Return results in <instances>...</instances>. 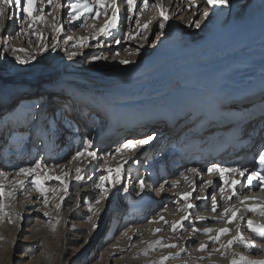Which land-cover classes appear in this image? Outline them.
<instances>
[{
	"label": "bare ground",
	"instance_id": "1",
	"mask_svg": "<svg viewBox=\"0 0 264 264\" xmlns=\"http://www.w3.org/2000/svg\"><path fill=\"white\" fill-rule=\"evenodd\" d=\"M156 2L157 0H150V3ZM162 2L170 10L168 14L171 16V19L165 27V35L158 41L155 37L153 38L152 34L158 27L160 20L154 9H150L140 15L141 25L151 21L147 33V41L144 38V33L137 28L135 16L129 20L130 26L128 25V28L130 29H127L129 33L131 32L135 36V39L123 38V34H120V29L127 25V12L126 5L120 3V0H118L120 16L122 18L119 21V27L113 31L112 36L100 38L99 42L101 44L107 42L105 46L107 50L103 53L100 50L103 45L97 47L98 41L91 39L93 33L90 28H79L68 23L67 8L61 9V22L60 20H55L56 24L63 23L65 29L57 37L60 41V46L55 50L52 49L51 41L48 43V51L40 53V44L42 42L36 36V41L33 42L31 40V44L33 45L30 47L24 46L21 42L22 39L17 44L18 47L25 50L21 52L22 59L35 57L34 60H30L29 63L23 65L40 63L43 66L40 67L42 77L38 81L41 84L38 85L42 86L46 82L56 81L61 86H54V89L59 90L64 87L61 90L64 94L67 93L66 89L69 88L75 93H82L87 98V102L92 103L96 99L106 97L104 99L117 104H125V107H128L131 113L134 111L141 112L142 114L129 116L127 122L132 124V133L128 131L120 138L121 141H124L125 135L128 134L132 136L129 139H141L147 135L156 134V138L152 143L137 149L139 155L136 157L134 156L135 152H125L123 156L116 155L115 148L121 144L113 146L105 152H99L98 150L100 155L113 152V157L108 161L109 167L115 168L123 163L125 159L128 160V163L124 164L125 177H123V183L126 178L128 191L124 192L123 195L119 194V192L123 191L121 190L123 183L121 186L117 185L113 188L115 193H117L115 196H112L111 202L113 205H116L120 210L125 201L124 198L127 199L128 197L130 201H138L139 204L145 201L147 206L143 215L123 226L126 228H124L125 230L121 229L122 233L119 231L121 234L117 235L116 242L107 246L101 252V256L92 264H117L121 260H126L125 256L118 259H113V257L126 251H131V248H135V250L141 249L142 245H139L140 240L144 241L149 239L148 237L151 238V232L157 228L161 229L158 234H160L159 236L163 243L177 245L176 248H167L164 254L173 253V255H176L179 253L180 256L178 259L166 261L165 264H192V262L196 264H232L234 254L238 258L242 252L251 253L253 251L255 257H251L252 259H264V249H259L258 247L245 249L241 245H234L226 253L223 250L219 252L212 251L213 248H220L221 245H226L227 241L235 236L237 226H239L245 240L251 239L256 242L257 246L264 244V239L252 233L246 223V221L251 220L254 225H264V217L258 214L254 215L242 211V215V212H238L235 222L227 225L230 229V235L221 236L219 243L215 245L209 242V237L203 235L202 231L195 233L192 231L193 226L198 229H202L204 226L213 229L224 227L225 225L216 223V220L221 218L218 214L223 212L225 207H239L240 205L235 198L225 203L221 199L220 192H217L213 188L207 189L204 186V181L194 180L191 173L185 172L188 168L187 165L191 162L198 165L205 163V161L197 160V156L201 155L203 149H209L210 154L213 152L218 153V147L221 143L223 146H229L225 154H228L232 149L234 151L238 150V155H246L250 149H254L253 151L255 152L258 144L261 142L260 136L257 137L255 132L257 129L264 130V117L261 116L260 109L257 108L264 101V92L257 93V96L250 97V95H247L243 98H235L233 102H230L229 99H220V103L215 104L212 100L208 106L206 102L208 100L207 92L209 89L212 88V92H216L221 87L229 86L226 90L227 92L233 87L236 76L248 72L254 63L264 57V0H231L229 7L218 8L214 10V14L210 13L209 18L201 24L200 28H196L193 21L200 18L204 8L203 0H196L198 7H193L191 10H189L190 6L187 0H162ZM49 10L46 8L45 12ZM54 10L51 9L52 16H44V24L33 26L36 32L41 33L45 37L43 43H47V39L49 40L54 35L51 27L52 21H54L52 17H56ZM14 11L15 9L12 8L9 9L8 13L12 14ZM109 15H111L110 11ZM5 21L6 19L3 18L2 24ZM102 21L103 14L100 20L97 21V27L102 26ZM92 23L91 20L88 21L89 25ZM12 26L10 29L6 28V39L1 40L4 46L5 43L3 41L8 40V36L17 27H22L21 30L25 29L21 31L22 37L29 36V34L26 35V25H24L23 21L14 18ZM192 26L195 27L194 30H190ZM153 28L155 29L153 30ZM65 36H73L74 38L87 37L89 46L74 48L72 47L74 41L64 44L63 38ZM187 36H190L189 40ZM115 40H119L120 43H115ZM201 40H204V43L199 45ZM189 41L191 42L189 43ZM196 44L199 47H194ZM190 45L191 47L189 48ZM137 50L139 52L138 55L136 54ZM7 51L5 55H11ZM71 52H76L77 55L70 57L69 54ZM83 53L84 55H82ZM116 53H119V55H116ZM93 56L108 57L105 70L109 73L97 75V73L104 71L100 65H85L91 61ZM150 57L158 58V61L154 62ZM122 59L130 60L132 63L122 65L119 63ZM54 60H66L69 68L77 66L83 72H77L72 78L68 79L69 81L66 80L59 83L57 80L61 76V72L55 69L53 65ZM4 62V60L0 61V72L2 75L6 74L4 68L6 64ZM140 66H142V69L137 71V69L141 68ZM89 70L91 71L90 74L85 73ZM128 72H132V74L126 75ZM207 86H209L208 89ZM184 88L193 92L189 100L183 98L182 91ZM46 90L49 91L50 89L46 88ZM83 108L84 106L80 110H89L88 106H85V109ZM59 110L58 117L66 115L65 117L68 119L67 113H72L70 110L65 112L64 108ZM42 121H45V117L38 115L35 123L36 125H42ZM54 121L56 122L57 120ZM154 126L156 128L154 132L147 135L141 134L143 133L141 130H149ZM134 129L141 132H135ZM120 131L118 129L119 133ZM59 132L60 135L63 133L61 130ZM108 132H110V135L112 133L113 136L115 135L114 129H110ZM68 137L69 132H66L64 143L61 144L62 147L67 142ZM49 140H45V146L40 150L42 156L39 159H44L49 164H52L54 162V153L57 154L62 151V147L60 149H50L51 143ZM58 140L59 142L61 141V139ZM0 142L1 148L4 144L3 136ZM243 142L245 144H242ZM154 143H159L160 152H158V155L152 153L153 149L151 148ZM28 144H30L29 149H32V138ZM29 149H24L22 154H18L15 146L8 148V155H3V158L0 160V170L15 172L19 167L28 166L33 163L34 160L30 161L25 156V152L29 151ZM12 150L16 152V154L14 153L15 158H11V155L9 156V151ZM187 150L191 151L190 155L185 153ZM32 154L33 158L36 159L38 153L34 151ZM56 157L58 159V155ZM163 157H165V161H162ZM182 157H188V160L181 165V172H176L175 176H169L160 182L161 184L167 181L165 191L159 192L158 185L156 187L149 186L148 181L150 183L156 181L157 173H159L156 169L158 166L161 169H165L169 163L181 162ZM137 160L139 162L136 164ZM82 161L86 165L90 164L89 160L82 159L79 162L63 164V167L75 174L76 165L81 164ZM213 163L216 162L207 163L204 172ZM181 173L187 175V180L184 179V176L180 175ZM55 174L62 175L63 169H56ZM12 179L13 177L9 176L4 181L5 185L10 186L9 181ZM139 179L145 181L143 192L140 191L138 186L137 189L135 188V184H137L136 182ZM174 182L177 183L175 188L172 187ZM50 183L55 185L57 182L52 181ZM149 188L151 191H149ZM117 189H119V192H117ZM186 193H191V196L187 198V203L194 206L188 212L182 211L186 206V202L179 199ZM199 193H201V196H199ZM244 193L245 190L239 188L238 194L243 195ZM93 194L95 193L88 189L86 197L90 198V195ZM208 194L216 195L218 201L217 213L211 211V199L209 203L204 199V196ZM196 196H199L200 199H195ZM38 197L39 194L34 191L30 192L27 196L17 191L15 199L6 201L10 205L5 208V211L9 215L5 216L3 221L0 222L6 221L4 223L10 227L9 224L13 225L14 223H18L15 221H21L23 217L27 218L24 216L25 210L35 207L34 205L38 204ZM173 200H179V202L172 206ZM92 202L95 203V201ZM83 203L86 204L89 201H86L85 198ZM94 203H92L94 209L98 205L103 204L102 201L97 205ZM160 205L163 206L154 212L155 207ZM248 206L251 207L252 205L249 204ZM109 208L110 211H113L112 206ZM131 208V206L126 207L124 215L127 216L131 212ZM85 211H88V208ZM149 214L152 215L148 216ZM186 215L188 219L180 223L181 218ZM198 216L203 217V219H197ZM149 217L150 221L154 222L145 225L146 221L143 220ZM161 217H163V220H161ZM241 217L243 218L242 220ZM9 220L12 222L9 223ZM164 221L168 223L165 224ZM174 222H177V230L169 233V230H172L171 224ZM4 223H2L3 226H5ZM2 224L1 227H3ZM215 234L214 232L213 235ZM122 237H125L127 240L122 241ZM129 237H131L130 240ZM130 241L133 242L131 243ZM201 242H204L207 246V250L204 252L198 250ZM7 243L12 247L13 236L9 237ZM258 252L259 254H257ZM24 257L25 255L18 262L22 261ZM201 257H204V259H201ZM33 259L36 261V258Z\"/></svg>",
	"mask_w": 264,
	"mask_h": 264
},
{
	"label": "rangeland",
	"instance_id": "2",
	"mask_svg": "<svg viewBox=\"0 0 264 264\" xmlns=\"http://www.w3.org/2000/svg\"><path fill=\"white\" fill-rule=\"evenodd\" d=\"M15 11L10 14L8 13L9 9H5L3 18H5L6 21L4 22V24L0 23V61L4 60V63L6 64V67H4L6 70V74L2 75V73L0 72V139L2 138V136L4 138V144L2 143L3 146L0 148V160L3 158V155H8V148L14 146L17 149V153L22 154L24 149H29L30 144L28 143L32 138V149L26 151L25 156H27L28 160L35 161L42 156V152L40 150L45 146L46 139L47 141L48 139H50V149H60L62 147L61 144L64 143V136H66V132H69V137L67 138V142L62 147V151L57 154L54 153L53 163L61 165L62 167L60 168L64 170L63 164L68 163V160L78 150L81 149L84 141L86 140L92 141L94 149L99 150V152H105L113 146L122 144L127 139L132 138V136L128 134L125 135L124 141H121L120 139L128 131L131 132L132 124L127 122L129 116L142 114L141 112L134 111L131 113L129 112L128 107H125V104H117L113 101L104 99L106 97L96 99L92 101V103L87 102V98L83 97V94L78 92L76 93L79 95L84 104H80V106L77 104L75 108V104L71 102L69 95L67 93L64 94V92L61 91L64 87L59 90L54 89V86H61L56 83V81H50V83L46 82L45 85H42L45 88L38 85L41 84L38 81H40V78L42 77L40 67L43 66L40 63L20 65L15 57L16 55L22 57V53L12 52V48L22 49L17 45L18 41H20L21 39V42L24 46H32L33 44H31V40H33V42L36 41L35 35L22 37V27H17L14 29V31H12V34L8 36V40H6L7 43L5 44V46L2 45L1 40L6 39V28L10 29L13 27L12 23H14V18L12 17ZM54 12L56 14V17H59L58 20H60L61 22V9H55ZM20 15L22 16V14ZM16 18L22 21V19H20L19 17H15V19ZM52 22L55 23V21ZM126 24L127 25L125 27H122L120 29V34H123V38L128 37L129 31H127V29H130L128 28L129 19L127 20V16ZM194 28L195 27L192 26L190 30H194ZM154 29L155 28H153V30ZM158 30L159 29L157 27L155 31L152 32L153 38L155 37V33ZM17 33L19 34L17 35ZM187 38L189 40L190 36H187ZM51 41L52 38H50L49 40L47 39L46 42L48 44ZM190 42L191 41H189V43ZM203 43L204 40H201L199 42V45ZM102 45L103 47L100 48L101 53L107 50V48L105 47L107 45V42ZM5 47H7L8 49L7 53L9 52L12 57L11 55H5ZM190 47L191 45L189 46V48ZM194 47L199 46L196 44ZM60 52L57 55L58 58ZM40 53L43 52L40 51ZM82 55H84V53ZM150 58L154 62L158 61V58ZM107 60L108 59L93 60L91 58V61L87 62L85 65H100L104 69V71L97 73V75L107 74L109 73L105 70ZM258 64L259 62L256 64V66ZM53 65L57 71L61 72V76L57 80V82L59 83H61V81H66L69 78H72L77 72H83L81 71V68L77 66L69 68L66 64V60H54ZM140 67L141 68L137 69V71L142 69V66ZM85 73L90 74L91 71L89 70ZM255 73L258 75L262 74L261 72ZM130 74H132V72L126 73V75ZM247 75L248 74H239L234 78L233 84L237 85L239 80L245 81ZM46 88H49L50 90L47 91ZM67 89L70 90L69 88ZM232 89L233 87L231 88V90ZM73 93L75 92L73 91ZM67 100L70 103L72 113H67L68 119L65 117L66 115L58 117L57 114L60 112L59 109L67 107ZM35 105H39V107H34ZM61 105L64 107H62ZM83 106V109H85V106H88L89 110H80V108H82ZM28 109H31L33 116L35 117L30 125L21 123V117L24 111ZM81 112H83V114H81ZM43 113H45L43 115V117H45V121H42V125H36L35 121H37L38 115L42 116ZM54 120L57 121L55 122ZM16 129L17 131H15ZM110 129H114V136L113 133L110 135V132H108V130ZM118 129L121 130L120 133L118 132ZM4 130L6 131L4 134H2ZM60 130L63 131L61 135L59 134ZM155 130L156 128L154 126L149 130H141L143 131V133L141 134L147 135L151 132H154ZM134 131L141 132L137 129H134ZM14 137H22V139L14 142ZM58 139H61V141L59 142ZM156 144L157 143H154L151 148L153 149L152 153H155L154 155H158V152H160V147L158 145L159 143L157 145ZM26 145H28L27 148ZM34 151L38 153L36 159L33 158L32 153ZM9 152V156L11 155V158H15L16 152H14V150ZM56 155H58V159ZM162 161H165V157L162 158ZM175 163H169V165H167L165 169H160L161 174L157 173L156 181H154V183L150 184L149 186L156 187V185H158L157 187H159L160 182L165 178L169 176H175L177 174L176 172L179 171ZM179 163L177 165H179ZM207 163H205V165H207ZM89 165L84 164V161H82L81 164L76 165V168L81 167L85 170V179L82 180L78 186V194L77 184L75 178H73L75 174L74 172H70L72 174V180L70 182L69 191L67 193L68 195L60 193V195H64L63 201L60 200L59 196H57L55 199L50 198L48 201V207L47 209H45L43 198L39 196L38 204L34 205L35 207L27 208L25 210L24 216H26L27 218L23 217L21 221H15L18 223H14L13 225L9 224L10 227H8V224H5L6 221H4L5 223L0 222V264H92L93 262H95V260H97V258L101 256V252L105 250L107 246L116 242L117 235L122 233L121 229L126 228L123 226H125L127 223L129 224L130 221H134L136 218L143 215L144 210L147 206V203L145 201H142L139 204L138 201L132 202L127 197V199L124 198L125 201L123 202V206L120 210L116 205L114 206L111 200L112 196H115L117 193H115L113 188L107 193V198L101 200L103 204H101L102 206L98 205V207L95 208V212L90 213L89 211H85L88 208V203L84 204L83 200L86 198V201H89V203H91L92 201H95L100 192L99 189L95 188V183L98 182L97 177L101 173L95 172V174L93 175V168ZM60 168H57V170ZM89 176H92V179H89ZM126 182L127 181L125 178L123 187L127 185ZM123 187H121V190H123ZM135 188H138L137 184H135ZM88 189L92 190L95 193L93 195H90V198L86 197ZM149 191H151L150 188ZM117 192H119V189H117ZM124 192L125 191H121V193L119 192V194L123 195ZM51 195L52 193L49 192L50 197ZM199 196H201V193H199ZM210 199V197L206 199L208 203L210 202ZM57 204L61 205L60 208L56 207ZM174 204L175 203H173L172 206H174ZM110 206L113 207V211H110ZM128 206H131L132 210L126 216L124 215V212L126 211V207ZM161 206L163 205L155 207L154 212H156V210H158ZM35 209H39V211H35ZM45 211H48V216H44ZM150 215L152 214H149L148 216ZM247 215L249 216L248 213ZM89 216L92 217L91 221L88 220ZM150 220L151 219L149 217L147 219H144L143 221H146V225ZM49 221H51V224L48 223ZM57 221H59V223H56ZM2 223H4L5 226H3ZM1 224L3 227H1ZM94 224L97 225V227L93 228ZM4 227L5 229H3ZM53 228L55 229V231L52 230ZM119 231H121V233ZM169 231V233L174 232L171 229ZM151 233V238L148 237L149 239L144 240L143 243H141L142 240H140L139 245H142L141 249L135 250V248H131V251H126L123 254L114 256L113 259H118L119 257L123 258V256H125L126 260H121L117 264H151L152 261H158L163 256L173 255V253L165 255L164 252L168 247H161L160 245H157L155 247V250H149L148 254L144 255L143 252L148 248L149 244H152L155 241H162L158 232L153 231ZM11 236H13V245H11L12 247H10L7 243L9 237ZM121 240L125 241L127 239H125V237H122ZM249 241L252 240L250 239ZM130 242L132 243L133 241ZM253 254L254 251L251 253L242 252L240 255H245L249 259H252L251 257H255ZM24 255L25 257L22 258V261L18 262ZM33 258H36V261H34ZM192 264L196 263L192 262Z\"/></svg>",
	"mask_w": 264,
	"mask_h": 264
},
{
	"label": "snow or ice",
	"instance_id": "3",
	"mask_svg": "<svg viewBox=\"0 0 264 264\" xmlns=\"http://www.w3.org/2000/svg\"><path fill=\"white\" fill-rule=\"evenodd\" d=\"M231 0H203L204 8L200 15V18L193 21L196 28H200L201 24L209 18L210 13L214 14V10L218 8H227L230 6ZM120 3L126 5L127 19L131 20L134 16L136 17V25L137 28L140 29L141 32L144 33V38L147 41V33L149 31V24L145 23L141 25L140 23V15L144 12L154 9L160 20L158 23V31L155 33L156 40H160L161 37L165 35V27L168 21L171 19V16L168 14L169 9L166 8L162 2V0H157L156 3H150V0H120ZM190 9L193 7H198L196 0H187ZM14 8L16 11L13 14L12 18L19 17L22 19L24 25H26V31L29 35H35L38 40L42 43L40 44V51L46 52L48 51V44L43 43L45 37L35 31L34 25L44 24V16H52L51 9H63L67 8V20L70 25H74L79 28H90L93 35L91 39L97 40V47L102 46L99 42L101 37L107 38L112 36L113 31L119 27V21L121 20L120 16V7L118 4V0H0V23L3 21V17L5 14V9ZM50 9L45 12V9ZM109 11L111 15H109ZM22 14V16L20 15ZM103 14L102 26L97 27V21L100 20L101 15ZM52 19L58 20L59 17H52ZM91 20L93 23L91 25L88 24V21ZM79 22V23H78ZM52 31L54 33L52 37V49L55 50L60 46V41L57 37L65 30L63 23L51 25ZM25 30V29H22ZM19 33H17L18 35ZM129 39H135V36L130 32L128 34ZM69 41H74L72 47L74 48H82L89 46L87 37H79L74 38L73 36H65L63 38V43L68 44ZM5 44L7 41H3ZM115 43L119 44V40H115ZM5 51H7V47H5ZM24 49L12 48L13 53L23 52ZM136 54L139 52L137 50ZM70 57H75L77 55L76 52H71ZM119 55V53H116ZM15 59L20 64H27L30 60H34L35 57H27L22 59L19 55H16ZM94 60L99 59H108L106 56H94L92 57ZM122 65H127L132 63V61L127 59H122L119 61ZM34 107H39V105H35ZM261 116L264 117V103L261 104ZM35 119L31 109L24 111L21 117V123L31 124V122ZM156 138V134H150L141 139H129L126 142L122 143L118 147L115 148V154L123 156L125 152H135L138 148L143 147L144 145L150 144ZM14 142L22 139V137H14ZM113 152H108L105 155H100L98 150L93 148V144L91 140L84 141L80 150H78L68 161V163L79 162L82 159H87L90 161V167L93 168V175L95 172H101V174L97 177L98 182L95 183V188L99 189V196L96 197L95 203L99 204L102 199L107 198V193L111 191L112 188H115L117 185H121L123 183L124 177V164L128 163V160L125 159L123 163L119 164L117 167L112 168L108 166V161L113 157ZM139 161L137 160L136 163ZM62 167L57 163L49 164L44 159H37L33 163L28 166L19 167L15 172H9L6 170H0V221H3L5 216L9 214L5 211V208L10 205L6 203V201H10L15 199L17 191L21 192L24 195H29L30 192L34 191L39 194L40 197L43 198V203L45 209L48 207V201L50 198L55 199L59 196L60 200L63 201L64 195H60V193L67 194L70 187V182L72 180V174L68 169L63 170L62 175H56V169ZM202 169L198 167H191L185 170L186 173H192L195 176H200L202 173ZM209 176L213 174H218L223 181L222 184L218 185L219 192L221 194V199L227 203L228 201L235 198V200L239 203V207H225L223 212H220L218 215L221 217L216 220V223L225 225L220 228H209L204 226L202 229H198L193 226L192 231L198 232L202 231L203 235L209 237V242L213 245L219 243L221 236L230 235V229L227 225L235 222L237 218L238 212H249L252 214H258L261 217H264V199L257 200L255 197L242 196L238 194L239 188H248L250 191L253 189H258L260 193H264V149L259 151L258 159H256L255 164L252 168H249L247 165H228L221 166L220 164L213 163L206 170ZM233 174L231 180L225 179V173ZM181 176H184V179L187 180V175L185 173H181ZM9 176H12L13 179L9 181L10 186H6L4 181L8 179ZM92 179V176L88 177ZM85 179V170L81 167H77L75 169V181L77 184V194L79 192V184L82 180ZM57 182L55 185H52L50 182ZM161 183L158 191H165V184ZM213 184L211 179L204 182V186ZM229 185L231 187H229ZM137 186L140 191L143 192L145 188V181L143 179H139L137 182ZM177 183L174 182L172 187L175 188ZM123 191L127 192V185L123 187ZM49 192L52 193L51 197L49 196ZM229 192L231 193L229 195ZM191 196V193H186L182 195L179 199L184 200L186 202V206L182 209L184 212H188L194 206L190 203H187V198ZM211 198V211L213 213H217L218 209V201L216 199L215 194L210 195ZM195 199H200L199 196H196ZM207 199V197H206ZM179 200L174 201V203H178ZM253 206H248L249 204ZM60 204H57L56 207L60 208ZM35 211H39V209H35ZM88 211L90 213L95 212L96 210L93 207L92 203H88ZM48 211L44 212V216H48ZM19 218V217H18ZM92 217L89 216L88 220L91 221ZM188 216H184L181 218V222L183 220H187ZM197 219L202 220L203 217H197ZM243 218L241 217V220ZM163 220V217H161ZM9 223L12 221L9 220ZM154 221H149V223H153ZM51 224V221L48 222ZM56 223H59L57 221ZM167 224V221H164ZM248 229L254 233L256 236L264 239V225H254L251 220L246 221ZM97 227V225H93V228ZM171 228L173 231L177 230V222L171 224ZM55 231V229H52ZM161 229L157 228L155 232H159ZM216 233L213 235V233ZM126 234V233H125ZM131 239V237H129ZM143 243V241H141ZM160 245L161 247L168 248H176L175 244H163L162 241H155L152 244H149L148 248L144 250L143 254L147 255L149 250H155V247ZM234 245H241L245 249L249 248H259L264 249V244L257 246L254 241L245 240L243 234L240 231L239 226L236 228V234L232 239L227 241L226 245H221L220 248H213V252H219L223 250V252H227L228 249L232 248ZM200 252H204L207 250V246L204 242H201L199 245ZM259 254V252L257 253ZM180 258L179 253L176 255H168L161 257L158 261H152L151 264H165L166 261L175 260ZM204 259V257H201ZM210 259V257H209ZM232 264H264V259H249L245 255H239L238 259L236 258V254L233 256Z\"/></svg>",
	"mask_w": 264,
	"mask_h": 264
},
{
	"label": "water",
	"instance_id": "4",
	"mask_svg": "<svg viewBox=\"0 0 264 264\" xmlns=\"http://www.w3.org/2000/svg\"><path fill=\"white\" fill-rule=\"evenodd\" d=\"M262 62H264V61H262Z\"/></svg>",
	"mask_w": 264,
	"mask_h": 264
}]
</instances>
